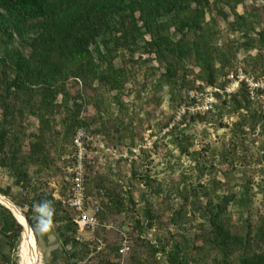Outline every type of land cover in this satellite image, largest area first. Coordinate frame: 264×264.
<instances>
[{
    "label": "trees",
    "instance_id": "1",
    "mask_svg": "<svg viewBox=\"0 0 264 264\" xmlns=\"http://www.w3.org/2000/svg\"><path fill=\"white\" fill-rule=\"evenodd\" d=\"M249 1L252 3L248 4ZM253 1L0 0V167L8 169L16 185L25 191L24 196L12 201L7 197L11 193L8 187L0 190V200L11 208L28 206L27 217L34 231L29 229L32 248L40 236L32 205L51 200L55 209L52 223L74 264H122L116 243L108 245L110 252L116 254L112 259L105 251L91 256L97 246L79 239L78 212L69 203L72 180L63 182L69 194L61 191L57 197L40 177L48 170H60L58 160L66 153V145H73L82 130L108 136L114 132L113 138L119 144L127 138L135 144L131 122L126 123L122 117H105L110 112L105 91L117 92L113 99L122 112L126 106L122 92L132 76L128 63L137 52H146L165 65V72L153 87L159 90L168 86L175 106L171 115L164 116L160 127L168 129L165 134L174 136L182 155L188 154L196 161L202 157V151L189 150L193 143L185 131L193 124L215 123V117L226 112L237 114L239 120L233 123L232 135L220 154V163L226 166V181L213 178L196 185L183 175L164 189L151 176L143 177L153 195L165 192L168 205L161 210L149 202L141 210V217L136 214L131 231L132 264H202L207 258L208 264H264V212L256 223L249 215L241 225L234 221L230 210L232 205L242 213L253 209V178L243 175L239 192L232 182L239 162L244 167L238 150L244 146L245 135L258 127L264 134V106H255L259 101L251 99L243 84L238 92L225 98L220 96L214 110L185 116L171 127L177 108L186 102L181 90L176 93L180 82L187 90L216 84L225 87L239 49H264V27H256L262 22L260 10H264V5L257 7ZM226 6L230 13L225 11ZM231 15L232 30L239 38L219 46L215 39L220 18L228 20ZM126 50L130 59L124 65L117 64V58ZM257 56L262 58L261 53ZM187 60L198 68L193 79H185ZM136 62L140 67L147 63L141 57ZM256 67L241 68L263 76L264 69L258 72ZM238 70L239 67L234 71ZM89 108L94 109L93 113L85 114ZM32 115L39 125L37 131L29 133ZM93 125L97 127L92 129ZM27 139L29 150L25 151ZM184 140L190 145H185ZM261 158L264 163V149ZM31 166H36L34 174L30 173ZM200 170L203 172L204 166ZM133 174L139 176L136 170ZM85 185L87 195L102 196L97 229L107 227L109 214L128 212L130 204H135L133 195L125 196L113 186L108 187L103 174L86 175ZM257 185L264 198V178ZM221 188L225 190L220 193ZM142 198L145 199L144 194ZM172 198L178 199V203L170 205ZM11 208L0 203V235L16 250L24 226ZM166 210L171 211L167 217ZM20 213L28 226L24 212ZM172 227L176 233L171 232ZM152 228L163 234L155 240L144 237V232ZM0 257V264H16L1 246ZM28 264H32V257Z\"/></svg>",
    "mask_w": 264,
    "mask_h": 264
},
{
    "label": "rangeland",
    "instance_id": "2",
    "mask_svg": "<svg viewBox=\"0 0 264 264\" xmlns=\"http://www.w3.org/2000/svg\"><path fill=\"white\" fill-rule=\"evenodd\" d=\"M254 5L262 8L264 5L263 0H254ZM252 3V2H247ZM240 12L244 9L239 7ZM225 11L230 13L228 7H225ZM262 14V22L257 24V30H261L264 27V10H260ZM210 17V16H209ZM234 17L231 15L228 20L220 18L218 24V34L216 36V43L220 46L230 43L239 38V34L232 30V21ZM245 38L242 40L244 41ZM241 41V40H240ZM261 53L262 58L257 56ZM129 51L126 50L121 53V56L117 58L116 62L119 65H124L126 60H129ZM147 63L143 66H139L136 62L139 58ZM257 57V58H255ZM187 72L185 79H193L195 73L198 72V68H195L190 60L186 61ZM233 69L247 67H255L257 65L258 72L264 69V49H245L241 48L237 52L236 58L233 60ZM220 66V62L217 63ZM128 69L130 71L131 78L126 83V86L122 92V98L125 103V108L121 112L117 102L113 97L117 94L116 91L106 92L105 97L109 104L110 112L106 114L107 117H122L126 123H132V127L135 131V144H133L131 138H127L125 143H120L113 138V133L110 136L105 134H96L92 131L82 130L87 137H83L80 142L83 143L85 151L84 163L86 166V174L90 177L96 173L103 174L105 176V182L108 187L113 186L116 190L124 193L125 196L129 194L133 195L135 204H130L128 212L109 214L107 227L104 229H81L78 233L79 239L93 243L92 247L97 246V252L91 254V256L105 251L110 254L114 259L116 254L110 252L108 249L109 242H114L121 247L125 239L129 241L130 251L128 254H122V264H132L131 251L133 245L132 225L134 218L138 213V218L141 217L140 213L146 203L151 202L155 207L164 210L167 207V201H165V192L159 195H153L151 188L146 186L144 181L145 176H151L153 179L162 183L164 189H169L174 181H178L183 175L189 176L188 182L198 184L200 182L206 183L213 178H217L221 181H226L223 175V166L220 163V154L225 149L226 144L229 141L231 129L233 123L239 120L237 114H223L222 117L217 116L215 123L197 122L190 126L185 135L191 137L190 142L193 143L190 146V151H202V157H199V161L194 160L190 155L181 154L180 149L174 143V136L165 134V130H161L160 125L164 120V116H169L174 111V103L171 100L172 93L168 86H163L159 90H155L153 84L158 81L160 76L165 72V65L158 61L154 54L146 52H137L132 62L128 63ZM232 71L229 75L236 73ZM153 71V75L151 74ZM183 75V71L180 72ZM227 76V80L228 77ZM222 79H225L224 77ZM72 88L73 85L71 84ZM179 90V91H178ZM182 91L183 95L188 90L184 89L183 84L180 82L176 93ZM263 100H259L255 105L256 107L263 104ZM94 109L89 108L84 112L85 114L93 113ZM60 119V116L58 117ZM224 127H221V124ZM28 132H35L38 129V119L32 115L28 121ZM226 125V126H225ZM97 125H93L92 129H95ZM91 129V130H92ZM247 131L249 127L246 128ZM258 127L256 131H248L245 135L244 146L242 145L238 154L243 157L241 160L244 163V167H240L238 164V170L235 172V179L232 185L235 184V191H240L241 183L243 182V175L252 177L254 182L253 191L255 193L254 205L252 212L244 211L240 212L237 206L232 205L230 210L233 213L234 221L238 224H243L245 220L252 215L253 221L256 223L259 216L264 212V198L263 194L259 191L257 185L264 178L262 169L264 163L261 162V155L264 149V134ZM79 135V133H78ZM76 136L74 144L66 145V153H63L60 160V170H48L43 173L40 179L45 182L44 185L48 190L53 191L54 194L59 197V193L63 191L66 195L69 194L68 186H64L63 182H68L72 177V169L78 160V145L76 143ZM89 137V138H88ZM185 145L190 143L184 140ZM154 145V146H153ZM243 147V148H242ZM76 148V150H75ZM25 151L29 150V139L25 142ZM245 157V158H244ZM201 165V166H200ZM204 166L203 172L200 170ZM216 167V168H214ZM36 166L30 167V173L34 174ZM241 169V170H240ZM136 170L139 176L136 178L133 171ZM243 170V172H242ZM244 170L246 172H244ZM110 185V186H109ZM157 185V183H155ZM11 187V193L9 197L12 201L15 198H21L24 196L25 191L15 183V178L12 173L5 168L0 167V190ZM122 188V189H121ZM225 188H221L219 192H224ZM1 193V192H0ZM143 194L145 199L143 200ZM90 208L102 206V196L88 195ZM169 202V201H168ZM177 204L178 199H171V204ZM13 211L21 215V211L26 214L29 210L28 206L23 208L12 207ZM91 210V209H90ZM171 211H165V217L169 216ZM90 214V211H89ZM23 218V217H22ZM1 221V220H0ZM197 220L195 223H198ZM100 231V237L98 235ZM175 227L171 228L172 233H176ZM195 230H193L194 232ZM25 233H27V246L29 255L32 257V264H38L37 255H35V249L31 245V234L29 228L24 227L22 233V239L18 248L12 249L7 242V239L0 235V246L4 253L11 256L12 260L16 264H22V258L25 253ZM163 234L162 231H158L156 228H152L144 232L143 236L149 239L155 240L158 235ZM97 237L99 238L98 240ZM98 241V244L95 242ZM23 248V249H22ZM162 257V256H160ZM2 258L0 257V263ZM210 258H207L202 264H208Z\"/></svg>",
    "mask_w": 264,
    "mask_h": 264
},
{
    "label": "built area",
    "instance_id": "3",
    "mask_svg": "<svg viewBox=\"0 0 264 264\" xmlns=\"http://www.w3.org/2000/svg\"><path fill=\"white\" fill-rule=\"evenodd\" d=\"M228 79L230 82L225 87L216 84L207 86L204 89H191L184 93L186 102L182 103L177 108L174 122L171 124V127L176 123L181 122L185 116L203 115L214 110L221 101L220 96L225 98L226 96L238 92L243 84L247 87L249 95L253 101H264V75L258 77L239 68L238 72L229 75ZM83 137L87 136L83 131H80L76 139L79 154L77 163H75V166L72 169L71 180L73 188L69 200L70 206L78 212L76 221L80 226V230L95 229L98 224L99 211L98 207L90 208L89 197L87 195L85 185L87 174L84 163L86 153L84 151L83 143L80 142ZM129 251V241L125 239L120 252L126 255Z\"/></svg>",
    "mask_w": 264,
    "mask_h": 264
},
{
    "label": "crops",
    "instance_id": "4",
    "mask_svg": "<svg viewBox=\"0 0 264 264\" xmlns=\"http://www.w3.org/2000/svg\"><path fill=\"white\" fill-rule=\"evenodd\" d=\"M38 242L34 248L38 264H74L53 223L50 231L40 233Z\"/></svg>",
    "mask_w": 264,
    "mask_h": 264
},
{
    "label": "clouds",
    "instance_id": "5",
    "mask_svg": "<svg viewBox=\"0 0 264 264\" xmlns=\"http://www.w3.org/2000/svg\"><path fill=\"white\" fill-rule=\"evenodd\" d=\"M33 219L36 230L43 234L50 231L52 227V217L54 215V206L51 200L34 203L32 205Z\"/></svg>",
    "mask_w": 264,
    "mask_h": 264
},
{
    "label": "bare ground",
    "instance_id": "6",
    "mask_svg": "<svg viewBox=\"0 0 264 264\" xmlns=\"http://www.w3.org/2000/svg\"><path fill=\"white\" fill-rule=\"evenodd\" d=\"M2 201V200H0ZM3 202V201H2ZM4 205H6L7 207L11 208L6 202H3ZM12 209V208H11ZM12 212L14 213V215L21 221V223L23 224V226L28 229V226L25 222V220L22 218V216L20 214H17V212L13 211L12 209ZM27 233H25V238H26V243H25V253L23 255V258H22V264H28L29 262V258H30V255H29V250H28V246H27ZM23 249V248H22Z\"/></svg>",
    "mask_w": 264,
    "mask_h": 264
},
{
    "label": "water",
    "instance_id": "7",
    "mask_svg": "<svg viewBox=\"0 0 264 264\" xmlns=\"http://www.w3.org/2000/svg\"><path fill=\"white\" fill-rule=\"evenodd\" d=\"M0 203L1 204H3L1 201H0ZM4 205V204H3ZM5 206V205H4ZM7 207V206H6ZM8 208V207H7ZM24 212V211H23ZM13 213V212H12ZM14 214V213H13ZM24 214H25V216H26V218H27V223H28V227H29V229L31 230V231H33V228H32V225H31V222H30V220H29V218L27 217V214L24 212ZM15 216V215H14ZM16 217V216H15ZM17 219V218H16ZM18 220V219H17ZM20 223V222H19ZM21 224V223H20ZM22 225V224H21ZM23 226V225H22ZM34 232V231H33ZM35 234V233H34ZM35 238H36V236H35ZM36 241H37V245H38V247H39V242H38V239L36 238Z\"/></svg>",
    "mask_w": 264,
    "mask_h": 264
}]
</instances>
